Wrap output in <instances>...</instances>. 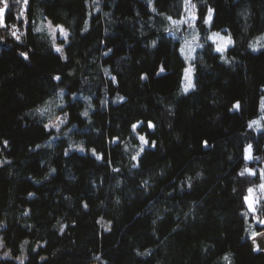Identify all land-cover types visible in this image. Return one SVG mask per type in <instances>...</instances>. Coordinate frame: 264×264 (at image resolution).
Instances as JSON below:
<instances>
[{
  "label": "trees",
  "instance_id": "obj_1",
  "mask_svg": "<svg viewBox=\"0 0 264 264\" xmlns=\"http://www.w3.org/2000/svg\"><path fill=\"white\" fill-rule=\"evenodd\" d=\"M7 1L0 264H264L246 203L252 187L264 192V131L250 126L264 46L249 47L264 34V0H192L201 35L212 9L211 30L233 45L223 58L203 43L188 92L181 41L168 33L186 0ZM42 21L67 29L64 57L36 30ZM49 101L66 135L37 113Z\"/></svg>",
  "mask_w": 264,
  "mask_h": 264
},
{
  "label": "rangeland",
  "instance_id": "obj_2",
  "mask_svg": "<svg viewBox=\"0 0 264 264\" xmlns=\"http://www.w3.org/2000/svg\"><path fill=\"white\" fill-rule=\"evenodd\" d=\"M191 4H194L192 0H191ZM7 5H8V1H7ZM3 7H4V4L0 3V8H3ZM152 7L154 8V6H152ZM5 14H6V11L4 13V24L6 23L5 22ZM193 16L195 17V19H193ZM181 20H183L185 22L182 24H179V25H175L172 23V21H181ZM196 22H197L196 8L193 9L185 3V12H184V15L182 16V18L171 19V20H169V23H168L169 35L173 38H179V40L181 41L180 51L182 48L184 49L183 52L181 51V54L183 55V57L187 63V67H186L185 71L189 68L192 69L191 79H192L193 84H194L193 60L195 58L196 52L200 48H202V47H199L198 45H203V43L205 41H208V42H211L214 44L215 50H216L217 47L223 48L224 42H222L219 39V37L214 36L215 33H219L220 36H223L225 38L230 37L228 34L222 32V31L211 30V20L209 23H206L207 32H206V35L203 36V35H201L199 29L196 27ZM49 23L52 25V29H54V31L47 27L49 25ZM60 28H63L64 32L67 33V37H65L61 33ZM39 29L41 31L47 33L50 36L52 43L55 47V51L57 48L62 49L61 52H58V51H56V52L59 53L62 57H64L65 45L68 43V36H69L67 29L62 25H54L50 21H42L39 24ZM18 30L15 29L12 32H15L16 35H18L20 33V31H18ZM261 37H264V34L257 37L251 43V44H255V43L259 42V44L261 46L257 47L256 50H253L250 47L251 50L259 51L260 49H262V47L264 46V39H261ZM231 41H232V44L227 46L225 51H223V52L217 51L223 58H226L227 50L233 45V40L231 39ZM189 47H191V49H192L191 56H189ZM185 86H186V80H185V74H184V88H185ZM192 89H190V90H192ZM57 103L60 104V102H57ZM57 103H55L54 101H49L43 108L38 109L37 113L41 116H45L48 119L47 127L49 129L54 130L56 132V136H60V135L62 136V135H66L65 133L68 132L70 127H66L67 120H66L65 114L61 113V112H56V108L58 105ZM58 107H60V105ZM41 109H47V110L42 112V111H40ZM260 111H261V115L251 121V127L256 131H264V95L262 96V99H261ZM61 120H66V122L60 123ZM253 121H257L258 123L254 124V123H252ZM53 125H58L59 131H57V129L55 127H52ZM140 137H143V136L139 135V140H141ZM141 142H142L143 148L148 146V143H144L142 140H141ZM248 146L245 148V159L247 162H251L253 160V150L251 148V153H249ZM74 148L81 150L82 146H80L79 144H76L74 146ZM82 149L84 150V148H82ZM249 155H251V157H252L251 159L248 158ZM246 170H250V171H247L249 173L253 172V170L250 167H247ZM251 190H252L251 192L248 191L247 197H246L247 198L246 203H247L248 213H249V216H251L252 224L261 227V231H259V232L252 231V233H251L252 244H253L254 250H255L256 245H258L259 249H261L259 251L255 250V252L264 253V223H260L261 220H264V192H263V188L261 185H259L257 187H252ZM249 201H251L253 204V207H255V209H256L255 212H253L252 209L249 207ZM7 256H9L8 251L4 250L2 245H0V258L7 257ZM23 258H24V256H21L19 261H22Z\"/></svg>",
  "mask_w": 264,
  "mask_h": 264
},
{
  "label": "snow or ice",
  "instance_id": "obj_3",
  "mask_svg": "<svg viewBox=\"0 0 264 264\" xmlns=\"http://www.w3.org/2000/svg\"><path fill=\"white\" fill-rule=\"evenodd\" d=\"M16 2H17V3H20L21 0H16ZM0 3H3V4H4V7H3V8H0V26H6V25L4 24V13H5V11H6L7 7H8V5H7V0H0ZM23 4H24V5H27V4H28V0H23ZM186 4L189 5V6H190L191 8H193V9L195 8V5H194V4H191V0H186ZM25 10H26V9H25ZM153 11H155V9H153ZM212 11H213L212 9H209V10H208V16L204 19V23H209V22H210V20H211V16H212ZM168 19L171 20L172 18H171V17H168ZM193 19H195L194 16H193ZM184 22H185V21H183V20H181V21H172V23L175 24V25H179V24H182V23H184ZM47 27H48L49 29H52V25H51L50 23H49V25H48ZM36 30H37V31H40V29H36ZM52 30L54 31V29H52ZM60 31H61V33H62L65 37H67V33L64 32L63 28H60ZM12 35H13V36H16V38L19 39V37L16 35L15 32H13ZM214 36L219 37V39H220L222 42H224V47H223V48H221V47H217L216 51H218V52H223V51H225L226 48H227V46H229V45L232 44V41H231V38H230V37H229V38H225V37H223V36H220L219 33H215ZM261 39H264V37H261ZM153 46H155V41H153ZM198 46H199V47H203V45H198ZM259 46H261V45L259 44V42L255 43V44H250V45H249V47H251L253 50H256L257 47H259ZM56 51L61 52L62 49L57 48ZM181 51L183 52L184 49L182 48ZM191 51H192V49H191V47H189V56H191ZM105 54H107V53H105ZM23 55H25V58H27L26 54H23ZM160 71L163 72L164 69L161 68ZM191 73H192V69H191V68H189V69H187V70L185 71V80H186V86H185V88H184V91H185V92H187V91H189L190 89H192V88L195 87V85L193 84L192 79H191ZM56 79H59V77H56ZM62 95H63V93H61V96H62ZM233 107H234L235 109L238 110V109L240 108V105H239V103L237 102ZM46 110H47V109H41L40 111L44 112V111H46ZM84 115L87 116L88 113L85 112ZM65 122H66V120H61V121H60V123H65ZM252 123L255 124V123H258V122H257V121H253ZM150 126H151V125H150ZM250 126H251V125H250ZM52 127H55V128L57 129V131H59V126H58V125H53ZM133 127L135 128L136 126L134 125ZM140 139H141L144 143H147V141L144 139V137H140ZM4 143H5V145H6V144H7V141H5ZM251 148H252V146L249 145V146H248V151H249V153H251ZM81 151H83L82 148H81ZM140 151L142 152V151H143V148H141ZM66 154H67V153H66ZM97 158L100 159L101 157H97ZM248 158L251 159V158H252L251 155H249ZM133 159H136V157L134 156ZM246 171H250V170H246ZM242 174H243V173H242ZM253 174H254V173H253ZM251 191H252V190L249 189V192H251ZM246 199H247V198H246ZM85 207H87V205H85ZM249 207L252 209L253 212H255L256 209H255V207H253V204H252L251 201H249ZM260 223H264V220H261ZM255 250H258V251H259V250H261V249H259V246L256 245V246H255ZM225 259H227V257H225Z\"/></svg>",
  "mask_w": 264,
  "mask_h": 264
},
{
  "label": "built area",
  "instance_id": "obj_4",
  "mask_svg": "<svg viewBox=\"0 0 264 264\" xmlns=\"http://www.w3.org/2000/svg\"><path fill=\"white\" fill-rule=\"evenodd\" d=\"M12 26L15 28V27H17V24L16 23H13Z\"/></svg>",
  "mask_w": 264,
  "mask_h": 264
}]
</instances>
